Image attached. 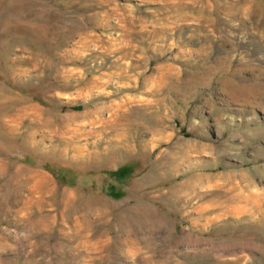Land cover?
<instances>
[{
    "label": "rangeland",
    "instance_id": "1",
    "mask_svg": "<svg viewBox=\"0 0 264 264\" xmlns=\"http://www.w3.org/2000/svg\"><path fill=\"white\" fill-rule=\"evenodd\" d=\"M0 264H264V0H0Z\"/></svg>",
    "mask_w": 264,
    "mask_h": 264
}]
</instances>
